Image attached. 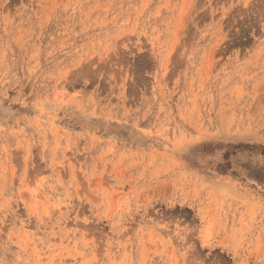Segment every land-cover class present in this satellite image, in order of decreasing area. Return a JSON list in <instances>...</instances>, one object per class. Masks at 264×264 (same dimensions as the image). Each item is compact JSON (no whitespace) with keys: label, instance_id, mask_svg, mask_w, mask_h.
Instances as JSON below:
<instances>
[{"label":"rangeland","instance_id":"1","mask_svg":"<svg viewBox=\"0 0 264 264\" xmlns=\"http://www.w3.org/2000/svg\"><path fill=\"white\" fill-rule=\"evenodd\" d=\"M0 264H264V0H0Z\"/></svg>","mask_w":264,"mask_h":264}]
</instances>
